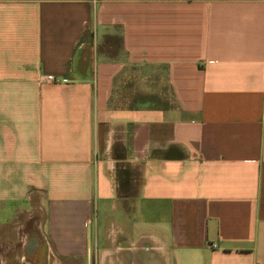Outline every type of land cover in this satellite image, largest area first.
<instances>
[{
    "label": "crops",
    "instance_id": "1",
    "mask_svg": "<svg viewBox=\"0 0 264 264\" xmlns=\"http://www.w3.org/2000/svg\"><path fill=\"white\" fill-rule=\"evenodd\" d=\"M4 259L264 264V0H0Z\"/></svg>",
    "mask_w": 264,
    "mask_h": 264
},
{
    "label": "built area",
    "instance_id": "2",
    "mask_svg": "<svg viewBox=\"0 0 264 264\" xmlns=\"http://www.w3.org/2000/svg\"><path fill=\"white\" fill-rule=\"evenodd\" d=\"M41 81L54 82L55 77L53 75H43L41 76Z\"/></svg>",
    "mask_w": 264,
    "mask_h": 264
},
{
    "label": "rangeland",
    "instance_id": "3",
    "mask_svg": "<svg viewBox=\"0 0 264 264\" xmlns=\"http://www.w3.org/2000/svg\"><path fill=\"white\" fill-rule=\"evenodd\" d=\"M162 101H165V100H162ZM99 214H101V213L99 212ZM2 262H3L2 264H10L11 261L10 260L7 261V260L4 259V260H2ZM21 262L24 263L25 262V259H21ZM21 262L18 261V260H16V261L13 262V264H22Z\"/></svg>",
    "mask_w": 264,
    "mask_h": 264
},
{
    "label": "trees",
    "instance_id": "4",
    "mask_svg": "<svg viewBox=\"0 0 264 264\" xmlns=\"http://www.w3.org/2000/svg\"><path fill=\"white\" fill-rule=\"evenodd\" d=\"M145 103H149V101H145ZM155 103H154V101H152V102H150V107L152 108V107H155V105H154Z\"/></svg>",
    "mask_w": 264,
    "mask_h": 264
}]
</instances>
